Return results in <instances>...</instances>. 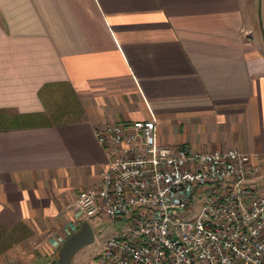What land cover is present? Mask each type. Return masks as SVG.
Listing matches in <instances>:
<instances>
[{
  "label": "crops",
  "instance_id": "1",
  "mask_svg": "<svg viewBox=\"0 0 264 264\" xmlns=\"http://www.w3.org/2000/svg\"><path fill=\"white\" fill-rule=\"evenodd\" d=\"M150 116L160 145L264 163L248 0H0V264H56L79 224L74 197L106 161L94 128ZM94 243L70 264H97Z\"/></svg>",
  "mask_w": 264,
  "mask_h": 264
},
{
  "label": "built area",
  "instance_id": "2",
  "mask_svg": "<svg viewBox=\"0 0 264 264\" xmlns=\"http://www.w3.org/2000/svg\"><path fill=\"white\" fill-rule=\"evenodd\" d=\"M106 161L73 200L89 227L122 222L97 264H264L262 160L236 149L158 144L154 118L95 127Z\"/></svg>",
  "mask_w": 264,
  "mask_h": 264
},
{
  "label": "water",
  "instance_id": "3",
  "mask_svg": "<svg viewBox=\"0 0 264 264\" xmlns=\"http://www.w3.org/2000/svg\"><path fill=\"white\" fill-rule=\"evenodd\" d=\"M94 243V234L85 221H80L77 228L67 235L56 251V264H70L73 255L83 247Z\"/></svg>",
  "mask_w": 264,
  "mask_h": 264
},
{
  "label": "rangeland",
  "instance_id": "4",
  "mask_svg": "<svg viewBox=\"0 0 264 264\" xmlns=\"http://www.w3.org/2000/svg\"><path fill=\"white\" fill-rule=\"evenodd\" d=\"M248 5H249V8L253 10L254 22H255V32L258 34V37L264 43V39H263L264 32H261L260 23L258 22V16H259L258 0H248ZM121 226H122L121 221H117L112 224H107L104 221H102L98 226L92 227V232L94 233V239H96L97 243H100L104 238L108 237L110 233L116 232ZM95 246H96V243H93L89 245L88 249L95 247Z\"/></svg>",
  "mask_w": 264,
  "mask_h": 264
}]
</instances>
